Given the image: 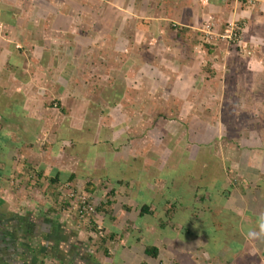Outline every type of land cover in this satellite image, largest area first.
<instances>
[{
  "label": "rangeland",
  "instance_id": "374dc122",
  "mask_svg": "<svg viewBox=\"0 0 264 264\" xmlns=\"http://www.w3.org/2000/svg\"><path fill=\"white\" fill-rule=\"evenodd\" d=\"M3 4L19 9L21 20L13 27L1 23L0 16L1 84L10 85L11 94L17 90L30 99L20 111L26 121L16 122L32 129L29 145L34 154L29 167L16 163L12 150L6 151L1 157L13 159L10 170L19 166L22 174L26 170V175L39 181L48 171L45 168L57 162L59 152L74 154L79 187L67 192L48 190L47 200L80 219L94 215L89 229L93 241H89L98 261L125 264L121 247L126 240L142 250L160 232L161 242H166L164 238L171 236L168 228L153 229L166 226L169 220L175 226L176 240L160 248L161 262L188 264L184 249L174 244L184 242L187 235L206 236L189 224L190 203L204 211L211 208L215 222L223 209L215 202L194 201L191 193L200 181L199 172L207 169L212 180L215 175L227 177L233 186L229 196H243L242 177L236 170L250 165V153L261 155L264 150V0H0ZM239 9L246 14L235 16ZM246 17L260 25L261 34L248 35L259 37L256 42L247 41L242 32ZM140 21L144 32L136 31L143 28ZM171 26L178 29L171 30ZM180 29L189 32L180 35ZM100 31L113 38L105 39ZM22 42L26 64L35 69H28L30 83L24 88L1 69L10 46ZM204 45L210 47L208 52ZM2 92L0 113L7 115L8 103H1L7 96ZM30 113L41 119H30ZM1 119L0 130L13 124ZM76 123L81 124V131L74 130ZM212 157L219 162L214 163ZM186 164L194 168L184 171ZM15 174L19 175L11 173L9 181ZM260 177L264 195V174ZM88 181L95 186L93 194L83 190ZM111 189L115 191L112 195ZM40 190H33L31 201L42 207L44 200L36 197L42 194ZM139 190L149 193L156 208H161V214L145 216V230L132 225L138 216L135 206L126 208V203L134 204ZM82 197L93 210L79 217ZM108 200L111 205L106 204ZM187 200L189 204L184 205ZM176 201L182 207L170 211ZM105 214L115 219L109 229L102 222ZM224 229L216 232L220 238L212 239L210 248L217 251L232 242L234 232L227 234ZM34 241L33 246L37 245ZM133 255L134 262L129 264H148L136 249Z\"/></svg>",
  "mask_w": 264,
  "mask_h": 264
},
{
  "label": "crops",
  "instance_id": "0c3cea01",
  "mask_svg": "<svg viewBox=\"0 0 264 264\" xmlns=\"http://www.w3.org/2000/svg\"><path fill=\"white\" fill-rule=\"evenodd\" d=\"M6 6L14 9V12L17 15L15 19V26L18 25V21L21 20L19 9L11 7L12 5H6ZM240 14H246V13L244 12L241 13V10L236 11L234 13L235 16L236 15L240 16ZM246 18H247L246 21L247 25L246 28L244 27V31L242 32L244 33L245 38L247 37L246 38L247 41L251 40L256 42L259 37L255 38V37H250L248 35L253 34L257 31L258 34H261L260 25L257 24L256 21H254V18L252 19H248V17ZM139 23L140 26H143L142 21H140ZM32 29L33 28H31V30ZM136 31L144 32V26L143 28L141 27L139 29L136 28ZM23 32L24 35H27V32H29L27 25ZM100 32L105 36V39H107V36L113 38L112 34L108 33L107 31L105 32L100 31ZM261 35L264 36V30L262 31ZM20 44L22 45L10 46L12 47L9 52L10 55H7L5 59V64L2 66L3 68L1 67V69L5 71L7 70L9 77L13 78L15 82L16 81L21 82L22 83L21 86L24 88L26 87V85L30 83L28 69L33 71L35 69L32 68L31 65L26 64V59H25L26 49L24 48V46L26 45H24L23 42ZM14 69H16V71H14ZM125 69L126 67L124 66L123 70ZM10 82H12V80H10ZM114 82H109V83H114ZM1 83L2 82L0 78V90L3 89L1 95L3 97L7 96L5 98L6 100H3L2 98L1 103L2 101L3 102L7 101L8 109H7V115L0 113V118H2L1 119L2 121L9 119V121L11 122L12 120L13 124L11 123V125L8 126L7 130L4 129L0 130V143H2L3 140H5L4 136H8L9 141L7 142L8 143L7 152L12 150L15 154L14 158L16 159L15 160L16 163L17 161H20L22 166L24 165L30 167L33 165L32 163L34 160L32 157L34 156L33 151L30 149L32 147L31 145H29L33 131L30 127H28L27 129V127L24 125L25 122L22 124L16 122V119L18 120L20 119L21 121L22 120L26 121L25 117L22 116V112L26 109L27 105L30 104V99L29 97H27V94L17 90L13 91V93L11 94V89H10L11 86L10 85L6 86ZM9 109H16V110H9ZM21 110L23 111L20 112ZM33 117L36 118L37 120L41 119V117H37L32 113L30 119H32ZM72 118H75V116ZM75 119L72 120L75 121ZM74 127L76 128L74 130L79 131L81 128V124L77 125L76 123ZM68 135L69 133L63 134V136L66 138L69 137ZM65 143L67 142L64 139L63 144ZM252 151L253 149L251 150V152ZM261 151H263L261 155H258L256 152L255 154L253 152L250 153L251 161L249 160L250 165H248V168L250 170L252 171L255 170L258 172V178H257L258 181L256 180V183L254 182L255 183L253 185L254 187L250 185L248 186L246 185L245 189L248 190L245 191L247 192V194L244 193L243 196H240L244 210L243 213L245 211H248L249 214H252L254 215V217L256 216L258 218L262 214H264V195H261L262 193L260 188L261 186L259 188L255 186L258 182L261 181L260 174L262 175L264 174V150ZM4 153H5L4 151L0 152V167L1 166L2 168L11 167L13 159L10 158L9 161H6L7 158L5 159L4 157L3 158L1 157V155H6ZM75 160L77 161L74 154L62 150L56 155L57 162L52 166L48 165L45 168L39 165V167L48 170L44 172L43 174L44 177H41L39 181L34 180L33 177H31V174H29V176L26 175L27 174L26 170L24 171L25 174H22L21 173L22 169L19 166L16 167L14 166L13 170L12 171L10 170L9 176L0 177V201L4 202L3 205H0V264H106L105 263L106 259L104 260L101 259V261H98V259L94 257V250L92 249V244H90L91 241H93V237L90 234L92 232L89 229H90V225L92 224L91 221L94 220V215H91L88 218L86 217L80 219L77 218L75 213H72L74 215L72 216L70 211L61 209L60 205H58V207L57 206L54 207V205L50 204V202H48L47 200L48 190L50 191V193L54 192L53 190L55 189V187L57 188L55 190H58L60 188L62 192H67L69 190H73L77 188L78 184L80 183L78 179L80 178L77 177V167L79 165H78V161L77 163H75ZM258 161L260 165L258 164ZM114 164H119V163L116 162ZM122 165L123 164H119L120 167ZM17 168L19 169L18 171L16 170ZM54 169L69 174L72 173L73 175H75L76 182L73 185L74 188L72 185L71 187L65 181L67 175L63 176L65 178L62 179L63 180V182H61L62 184L50 186L45 180V178H48ZM238 169L236 170V172H238ZM1 172L2 170H0V173ZM13 172H18L19 175L16 174L13 175V180L9 181L10 174ZM224 178L225 177H223V179ZM249 180H251V178H249ZM7 181H9V183H7ZM244 183L247 184L246 181H244ZM225 186L226 185H224V187ZM38 188L41 189L40 191L42 194H38L36 195V197L40 198L41 196L42 197L41 200H44L42 203L43 204L42 207L36 206L31 201L33 190L37 191ZM112 190L113 189H111V191ZM62 194L63 193H61V196ZM125 194L132 195V193L130 192L128 193V191ZM148 194L149 193H145L139 190L135 195V200L133 201L130 199L131 201H133L134 204L126 203L127 206L126 208H128L127 211H129L132 205H134L135 206V207L133 206L134 209L136 208L137 210V214H136L138 215L136 217L137 219L135 218L136 220L133 222L134 224H132L134 228L136 227V224H138V228L136 227L137 230H140V228L144 229L146 226H148L147 225L148 219L147 217L145 218V216L148 215L145 214L142 216L141 215L142 213L140 214V210L143 206H149V211L151 213L159 212L161 214L160 211L161 208L159 206L158 208H156L157 205L151 201L152 198L150 199ZM50 208H53L54 210L53 209L50 210ZM50 211L54 213H51ZM207 211L208 209L205 210L204 212ZM245 214L241 216V219L244 218ZM105 215L102 218V222L106 226V228L109 229L115 219L111 215H106V216ZM213 215L214 213L212 214V216ZM129 216L130 214H128V217ZM111 218H113V220H111ZM243 220H245V218ZM250 220L253 221L254 223V218ZM240 222H242V220H240ZM240 222L239 225L237 226V229H233L229 224L225 226L222 225L220 226V229L225 228L224 233L229 234L231 233V231H233L234 234L231 237L232 242L229 245L226 243L227 246L226 247L224 246L225 248L217 249V251L213 252L214 254H210L206 249H200L196 244V241L200 239L198 238V236L194 237L193 235L192 236L189 235L190 238H188V235L187 236L185 235L186 237L183 240L184 242L180 241L178 243H175L174 246L176 247L174 248L177 249L180 247L184 249V254H185L184 261L185 263L189 262L188 264H216V263L264 264V237H260L258 239H250V238L246 239L245 237H247V234L243 233V231L241 230L242 228ZM95 223L96 222L94 221V224ZM249 225L251 226L250 230H256L257 232L259 231L257 224H255V226H252V224ZM159 228L161 230L165 229V231L168 228V231L171 233V236L168 237L164 236L166 242H161L163 237H160L161 236L160 232L157 233L156 235H153L152 241H147V243L145 244L146 246L144 245L145 247H143L142 250H140L138 245H136L137 243L135 242L130 243L129 240H126L125 244H123L121 247V250L125 251L123 253L124 257L123 256L121 257L122 260H124L125 258L127 260V261L125 260L126 263H128V261L130 262L131 260H134L135 258L132 257L134 256L133 252H135L136 249L138 253V257H140L141 260H143L145 263L148 262L149 264V261H153V262L157 261L158 264H162L159 255L157 257L158 260L157 259L155 260V259H151L144 253V250L147 246H155L160 249L162 246L163 247L165 245L168 246L169 241L171 242L176 240L175 238L176 236L173 235L175 230L174 225L168 224L165 227L163 225H160L159 227H157V229H153L154 232L159 231L158 230ZM86 231L88 232L86 233ZM147 232H151V231L148 229ZM216 238H220V237H216ZM138 239L139 238H137L136 241H138ZM33 241L37 242V245L33 246L32 244ZM181 242L184 243L183 246ZM179 243L181 244L179 245ZM235 245L239 246V249H237V251H236L237 246L235 248ZM211 249L213 250V248ZM159 254H161V252ZM138 257L136 261L138 260ZM176 257L177 256H175V258ZM198 258H200L199 259L200 261H198ZM179 262L180 263L182 262L180 258H179ZM130 264H134V263H130Z\"/></svg>",
  "mask_w": 264,
  "mask_h": 264
},
{
  "label": "trees",
  "instance_id": "16d2710c",
  "mask_svg": "<svg viewBox=\"0 0 264 264\" xmlns=\"http://www.w3.org/2000/svg\"><path fill=\"white\" fill-rule=\"evenodd\" d=\"M0 16L2 17L1 23L12 25V26L15 25V19H16L17 15L14 12L13 8L1 5L0 6ZM177 29L178 28L176 26H171V30H177ZM187 32H189L188 29H180L179 34L185 35ZM203 48L207 49V52L210 50V47L208 45H204ZM14 71H16V69H14ZM60 111H61V113H64L63 109H60ZM4 138L6 141L3 140V142L0 143V152L8 151L6 149V147H4V145H6V142H8L9 139H8V136H4ZM212 159H213L214 163L219 162V159L217 157H215V158L212 157ZM200 160H202V159H200ZM198 162H200V161L198 160ZM193 166H194V164H193ZM193 166L186 164L184 171H187L188 169L192 170L194 168ZM200 170L201 169L198 168L197 172ZM9 173H10V168L6 167L0 173V177L1 176L7 177V176H9ZM238 174L242 177V180L240 182V192L242 193V195H244V193H247L245 190H248V189H245L246 185L252 186L253 184L256 183V180L258 178V172L255 170L252 171L248 167H244V168L238 169ZM64 175H67V177L66 178L63 177ZM40 176H42V175L40 174ZM198 176L200 177V181H199V183L195 184V186L193 187L194 190L191 193L194 201L199 200L201 203H208V204L215 202L220 207H223V209L218 214V216H219L218 222H215V220H213L211 217L213 214V211L211 208H208L207 212H203L204 209H202V208L200 209V207H197L196 204L190 203L191 208H192V221L189 218H188V220H189L190 226L193 227V231H195L197 228V231L201 230V232L206 234V236H204V235L200 236V234L198 235V233H195L193 235L194 237L198 236V238L200 239V240L196 241V244L198 245V247L200 249H206L210 254H214L213 252L216 250H214V249L212 250L211 248H209L207 246H210L209 244L213 240L215 241L216 237H219V235L216 234V232L217 231L220 232L219 229H220L221 225L223 226V224H224V226H225L227 224H230L233 229H237V226L239 225L240 220H242V222H240L241 228H242L241 230L245 234H247L250 230V227H251L250 225H247V223L251 221L250 219L254 218V223L251 222L250 224H252V226H255V224H257L258 217H256V216L254 217V215L249 214L248 211H245L243 213L244 210H243L242 202H241V199L238 195H235V197L229 196L230 190L232 189L233 186H231V184H228L227 177H225L224 179L218 178V177L216 178V175H215L216 180H215V178L212 180L213 177H210V176H213V175H210V172L207 169L203 170V172L201 170L199 172ZM64 178H65V181L70 186L71 185L73 186L76 182L75 181V175H73L72 173H70V174L65 173V172L59 171L57 169H54L53 172H51V175L48 178H45V180L47 181V183L50 186H54V185L62 184L61 182H63L62 179H64ZM209 178H211V179H209ZM249 178H251V180H249ZM243 181H246L247 184H245ZM117 184L120 185V184H122V182H118ZM222 185H223V187H222ZM224 185H226V186L224 187ZM261 185H262V182H258L255 186L257 188H259ZM73 188H74V186H73ZM83 190L88 194H93L95 191V186L88 181L83 185ZM170 192H172V191L170 190ZM113 193H114V189L110 192V194H113ZM206 194H207V197H205ZM189 196H190V194H189ZM55 198L57 199L58 196L56 195ZM231 201H233L232 205H231ZM3 203H4L3 201H0V205H3ZM110 203H111V201H109V200L106 201V204H110ZM188 204H189V201L188 200L185 201L184 205H188ZM104 205H105L104 203H100L101 207H105ZM181 207H182V203L180 201H176V203L171 205L170 211H178ZM197 212L198 213L203 212V215H201V216L197 215L198 214ZM168 213H169V209L165 212V215H168ZM140 214L142 216L145 214L150 215L151 212L149 211V206H143L140 210ZM220 214L222 215V217ZM244 214H245L244 217H246L245 220L241 219V216ZM111 220H113V218H111ZM168 224L173 225V223H170V221L167 220V225ZM163 226L165 227V225H163ZM215 235H216V237H215ZM114 236H115V234L112 233L111 237L114 238ZM236 246L237 245H235V248H236ZM237 249H239V246H237L236 251H237ZM160 252H161L160 249L155 247V246H147L144 250L145 255H147L151 259H155V260L157 259Z\"/></svg>",
  "mask_w": 264,
  "mask_h": 264
},
{
  "label": "clouds",
  "instance_id": "9594fccd",
  "mask_svg": "<svg viewBox=\"0 0 264 264\" xmlns=\"http://www.w3.org/2000/svg\"><path fill=\"white\" fill-rule=\"evenodd\" d=\"M257 227L259 231L249 230L247 233V238L250 239H258L260 237H264V214H262L257 220Z\"/></svg>",
  "mask_w": 264,
  "mask_h": 264
},
{
  "label": "built area",
  "instance_id": "2783aa9c",
  "mask_svg": "<svg viewBox=\"0 0 264 264\" xmlns=\"http://www.w3.org/2000/svg\"><path fill=\"white\" fill-rule=\"evenodd\" d=\"M86 202L84 197L80 198L81 206H78V211H77L79 217H83L93 210L89 205V203Z\"/></svg>",
  "mask_w": 264,
  "mask_h": 264
}]
</instances>
